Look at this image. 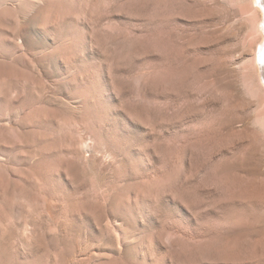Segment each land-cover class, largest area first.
I'll list each match as a JSON object with an SVG mask.
<instances>
[{
	"label": "rangeland",
	"instance_id": "obj_1",
	"mask_svg": "<svg viewBox=\"0 0 264 264\" xmlns=\"http://www.w3.org/2000/svg\"><path fill=\"white\" fill-rule=\"evenodd\" d=\"M263 20L0 0V264H264Z\"/></svg>",
	"mask_w": 264,
	"mask_h": 264
},
{
	"label": "bare ground",
	"instance_id": "obj_2",
	"mask_svg": "<svg viewBox=\"0 0 264 264\" xmlns=\"http://www.w3.org/2000/svg\"><path fill=\"white\" fill-rule=\"evenodd\" d=\"M259 3V2H258ZM261 3H262V5L264 6V0H261ZM263 22H264V20H263ZM264 24V23H263ZM264 26V25H263ZM261 47H264V46H261ZM261 49H264V48H261ZM262 51H264V50H262ZM261 57H263V56H261ZM259 59H260V57H259ZM264 59V58H263ZM263 67V66H262Z\"/></svg>",
	"mask_w": 264,
	"mask_h": 264
}]
</instances>
